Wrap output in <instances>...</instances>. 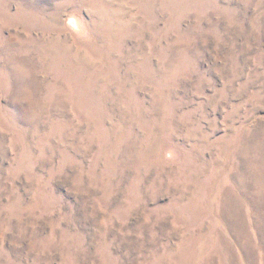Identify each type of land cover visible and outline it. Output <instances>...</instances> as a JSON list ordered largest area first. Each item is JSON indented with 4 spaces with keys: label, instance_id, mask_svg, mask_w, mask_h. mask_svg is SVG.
<instances>
[{
    "label": "rangeland",
    "instance_id": "obj_1",
    "mask_svg": "<svg viewBox=\"0 0 264 264\" xmlns=\"http://www.w3.org/2000/svg\"><path fill=\"white\" fill-rule=\"evenodd\" d=\"M0 264H264V0H0Z\"/></svg>",
    "mask_w": 264,
    "mask_h": 264
}]
</instances>
